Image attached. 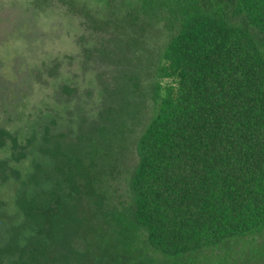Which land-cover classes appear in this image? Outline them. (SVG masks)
<instances>
[{
  "label": "trees",
  "instance_id": "16d2710c",
  "mask_svg": "<svg viewBox=\"0 0 264 264\" xmlns=\"http://www.w3.org/2000/svg\"><path fill=\"white\" fill-rule=\"evenodd\" d=\"M34 1L100 38L105 99L36 146L0 127V264H264V0ZM127 95L128 163L102 135Z\"/></svg>",
  "mask_w": 264,
  "mask_h": 264
},
{
  "label": "rangeland",
  "instance_id": "374dc122",
  "mask_svg": "<svg viewBox=\"0 0 264 264\" xmlns=\"http://www.w3.org/2000/svg\"><path fill=\"white\" fill-rule=\"evenodd\" d=\"M34 3L0 0V127L21 142L34 135L36 146L45 125L53 134H76L98 120L107 78L102 73L108 66L94 49L100 38L89 33L82 19L58 5L42 9ZM141 79L155 77L141 73ZM170 81L161 79L162 84ZM150 116L147 99L127 95L108 115L102 134L110 154L121 152L123 161L130 162L135 139ZM4 190L0 187V199Z\"/></svg>",
  "mask_w": 264,
  "mask_h": 264
}]
</instances>
